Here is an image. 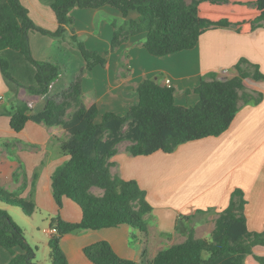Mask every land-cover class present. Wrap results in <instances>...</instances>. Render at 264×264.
Masks as SVG:
<instances>
[{
  "label": "trees",
  "instance_id": "obj_1",
  "mask_svg": "<svg viewBox=\"0 0 264 264\" xmlns=\"http://www.w3.org/2000/svg\"><path fill=\"white\" fill-rule=\"evenodd\" d=\"M23 1L0 0V68L8 83L42 97L50 93L61 67L34 56L30 33L63 39L75 22V7L118 9L124 21L112 22L115 30L110 51L128 42L131 36L147 33L144 47L154 56L192 49L200 36L212 28L234 27L238 33L247 34L264 22V0H50L58 21V29L52 31L33 21ZM131 11H136L138 17H130ZM71 40L84 58L86 70L107 66L108 57L89 49L74 30ZM236 69L238 75L227 81L217 79L215 73L209 74L211 80L202 78L195 89L200 99L191 107L176 104L173 87L147 79L136 89L138 102L129 105L125 115L106 111L99 119V106H88L83 101L80 73L67 90L49 98L40 111H33L28 102L18 101L11 110L1 112L10 116V125L18 132L28 121H34L58 126L66 133L59 147L68 160L52 175L53 196L59 208L65 198L76 202L82 209V219L68 222L59 213L51 218L50 226L57 230L49 240L51 264H68L61 247V239L68 233L127 224L142 237L147 236L146 216L153 207L137 180L111 172L117 145L130 140L128 151L145 156L158 151L172 153L181 144L220 136L232 124L241 101L259 104L264 96L244 85L247 78L264 79L258 64L243 57ZM94 187L102 189L103 194H94ZM0 202L19 208L28 217L36 209L32 197L24 198L2 187ZM247 204L244 191L236 188L208 238L196 237L191 227L184 242L160 251L151 264H244L256 246L264 245V230H249ZM0 245L11 254L7 264H43L35 260L36 248L4 209H0ZM18 248L22 252L18 253ZM83 252L93 264H137L119 257L108 241L90 244ZM256 258L264 264V257Z\"/></svg>",
  "mask_w": 264,
  "mask_h": 264
},
{
  "label": "crops",
  "instance_id": "obj_2",
  "mask_svg": "<svg viewBox=\"0 0 264 264\" xmlns=\"http://www.w3.org/2000/svg\"><path fill=\"white\" fill-rule=\"evenodd\" d=\"M23 3L37 25L52 31L58 29L50 0H24ZM72 16L75 22L67 35L71 37L74 30L89 49L107 55L115 30L112 22L121 24L124 21L122 13L111 6L75 7ZM130 17L137 18L138 13L131 11ZM146 38L147 33L131 36L128 42L107 55V66L98 65L89 71L85 69L86 63L80 51L68 41L60 44L55 38L47 39L40 33H30L34 56L61 67L54 89L67 90L83 73V101L88 106L97 104L101 116L106 111L125 115L128 106L138 102L136 89L147 79H156L162 86H166L169 80L176 92V104L191 107L200 99L195 89L202 78L211 80L210 73H215L222 81L236 77V64L243 57L258 64L264 73V22L247 34L238 33L234 27L209 29L200 36L194 48L166 56L150 54L144 47ZM63 50L64 54H61ZM244 85L248 90L264 95V79L247 78ZM22 88L14 90L17 88L5 80L0 68V187L24 198L32 197L36 209L31 217L11 206L5 207L4 203H0V209L9 214L12 211L23 221L27 220L32 230V242L28 241L36 251L40 247L36 257L41 254V263L51 264L49 240L54 234L51 218L59 213L68 222H79L82 209L68 198L59 208L53 196L52 175L68 160L59 147L60 140L66 137L64 130L28 121L18 132L11 127L10 116L1 113L5 109L11 110L18 101L28 102L33 111H40L47 100L60 91L49 93L39 99V103H34L19 98ZM7 92L13 94V99L5 103ZM130 144V140H124L117 145V154L111 159L115 163L111 172L127 180H137L146 190L153 207L146 216L147 236L142 237L137 229L127 224L68 233L61 239L68 264H93L83 249L98 241H108L121 258L147 264L160 251L184 242L185 232H189L191 225L196 237H209L216 219L229 205L236 188L242 189L248 200L249 230H264V96L259 104L241 101L235 119L220 136L181 144L172 153L158 151L145 156L132 155L128 151ZM96 189L103 194V190L97 187L92 188L94 194ZM39 209L48 215L45 221L48 226L43 229L35 217L39 216ZM209 209L213 211L209 220L197 218L199 210ZM190 216H194L192 222ZM207 223H210L208 230L201 234L200 227ZM40 230L46 236H39ZM16 251L22 252L19 248ZM256 256L264 257V245L256 246L244 264H261ZM0 258V264H6L11 254L3 255L0 250Z\"/></svg>",
  "mask_w": 264,
  "mask_h": 264
},
{
  "label": "rangeland",
  "instance_id": "obj_3",
  "mask_svg": "<svg viewBox=\"0 0 264 264\" xmlns=\"http://www.w3.org/2000/svg\"><path fill=\"white\" fill-rule=\"evenodd\" d=\"M188 1H190V0H188ZM73 26V25H72ZM34 33H39V32H35L34 31ZM40 36L41 37H43V36H46V35H43V34H41L40 33ZM47 37V39H52L51 38V36L49 37V36H46ZM49 37V38H48ZM58 40V43H62V42H64V41H68V43L71 45V46H73V47H75V45H74V42L71 40V37L69 36V35H66V36H63V39H61V40H59V39H57ZM76 48V47H75ZM111 50V48L108 50V52H107V55L109 54V53H111L112 51H110ZM115 51V50H114ZM59 53H61L60 51H59ZM61 54H64V50H63V52L61 53ZM106 55V56H107ZM6 80V79H5ZM58 80H56L55 82H57ZM10 85H11V83H9ZM54 84L51 86V90H50V94L52 95V93H55V92H57V90L58 91H60L59 92V94L60 93H62L63 91H61L62 89H54ZM12 87H14V88H16V86L15 85H12ZM15 90V89H14ZM17 90H19V89H17ZM59 94H57V95H55V97H57ZM5 99H4V101H5V103H7L9 100H11L12 101V97H13V94L11 93V92H7L5 95ZM46 97V96H45ZM19 98L20 99H24V100H29V101H32V102H34V103H39V99H41V98H44V97H42V96H37V95H34V94H31L30 92H29V90L28 89H25V88H22V91H21V93H20V95H19ZM54 98V97H53ZM32 104V103H31ZM106 107V106H105ZM31 108L33 109V107L31 106ZM70 111H72V110H69V113H72V112H70ZM101 114L102 113H100V116H99V119L101 118ZM96 191V194L97 195H102V193L99 191V190H95ZM1 204H2V202H0ZM2 205H4L5 207H8V205L7 204H2ZM12 209H14V210H17V211H21L19 208H16V207H13ZM20 213V212H19ZM38 214H39V216H35L36 218H37V222L39 223V226H40V228L41 229H43L45 226H48V222H45L46 221V218L48 217V215L47 216H45V212L44 211H42L41 209H39L38 210V212H37ZM10 214L13 216V218H14V220H15V222L25 231V233L27 234V239L30 241V242H32V230H31V228H30V224H28V223H26V221L27 220H25V221H23L22 219H20L17 215H16V213H14V212H12V211H10ZM196 215H197V218H200L199 220H205V219H207V220H209V218H211L212 216H213V211L212 210H209V211H207V212H197L196 213ZM20 216H21V214H20ZM40 216H44L43 218H41ZM193 217L194 216H190L189 218H191L190 219V221L192 222L193 221ZM196 220V219H195ZM29 221V220H28ZM206 221V220H205ZM204 221V222H205ZM195 222V221H194ZM196 222H198V221H196ZM202 224H203V221H202ZM210 225V223H207V225H203L202 227H200V232H201V234L204 232V231H206V230H208V226ZM190 227H193L192 225L190 226ZM189 229V228H188ZM187 229V230H188ZM191 229V228H190ZM190 231V230H189ZM25 234V235H26ZM38 234H39V236H46V233H43L42 232V230H40L39 232H38ZM185 235L188 237V235H189V232L188 233H186L185 232ZM187 237L185 238V240L187 239ZM203 238H208V237H203ZM42 248V247H41ZM0 250L1 251H3V255H10L9 253V251L7 250V249H5L4 247H2V246H0ZM39 250H40V247H39V249L36 251V253H38L39 252ZM35 260H37V261H39V262H42V257H41V254H39L37 257H35ZM0 261H1V258H0ZM9 262V261H8ZM3 264V263H2ZM5 264V263H4ZM7 264V263H6ZM47 264H49V263H47ZM147 264H151V262L150 263H147Z\"/></svg>",
  "mask_w": 264,
  "mask_h": 264
},
{
  "label": "built area",
  "instance_id": "obj_4",
  "mask_svg": "<svg viewBox=\"0 0 264 264\" xmlns=\"http://www.w3.org/2000/svg\"><path fill=\"white\" fill-rule=\"evenodd\" d=\"M167 86L171 87V84H170L169 80L167 81ZM52 231H53V233L57 232L56 228H52Z\"/></svg>",
  "mask_w": 264,
  "mask_h": 264
}]
</instances>
